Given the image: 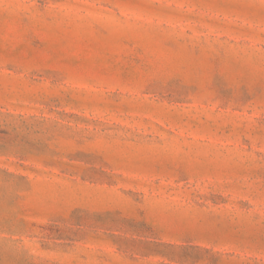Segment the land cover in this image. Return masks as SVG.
I'll return each mask as SVG.
<instances>
[{
  "label": "rangeland",
  "instance_id": "374dc122",
  "mask_svg": "<svg viewBox=\"0 0 264 264\" xmlns=\"http://www.w3.org/2000/svg\"><path fill=\"white\" fill-rule=\"evenodd\" d=\"M0 264H264V0H0Z\"/></svg>",
  "mask_w": 264,
  "mask_h": 264
}]
</instances>
